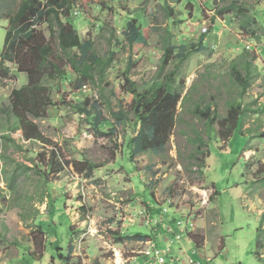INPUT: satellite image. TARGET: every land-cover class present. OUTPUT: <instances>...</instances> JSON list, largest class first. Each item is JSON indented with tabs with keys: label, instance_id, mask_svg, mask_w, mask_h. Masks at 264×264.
Here are the masks:
<instances>
[{
	"label": "rangeland",
	"instance_id": "374dc122",
	"mask_svg": "<svg viewBox=\"0 0 264 264\" xmlns=\"http://www.w3.org/2000/svg\"><path fill=\"white\" fill-rule=\"evenodd\" d=\"M77 1L70 22L91 40L92 54L110 61L78 90L69 59L67 79L46 80L52 105L35 121L43 140L25 138L18 119L3 112L27 75L9 64L13 74L0 85V264H128L150 248L151 236L172 242L157 246L169 264L181 253L193 262L205 254V264H264V32L254 27L259 39L251 38L240 17L224 11L244 5L264 26V0ZM132 18L145 44L128 43ZM204 35L206 50L183 62L174 54L162 68L166 46L198 44ZM173 72L181 98L168 143L131 161L134 125L112 118L124 109L134 121L124 85L129 79L147 90ZM85 102L89 110L99 104L116 136L77 113ZM238 104L244 119L235 131L229 112ZM196 105L211 108L212 126Z\"/></svg>",
	"mask_w": 264,
	"mask_h": 264
},
{
	"label": "trees",
	"instance_id": "16d2710c",
	"mask_svg": "<svg viewBox=\"0 0 264 264\" xmlns=\"http://www.w3.org/2000/svg\"><path fill=\"white\" fill-rule=\"evenodd\" d=\"M81 4L84 5L83 2ZM78 6L77 0H0V24L7 22L4 47L1 53L0 85L3 79H10L13 74L9 64L17 67L16 72L25 73L28 77V83L25 86L11 92L10 106L3 112L8 117L14 116L18 119L17 129L22 130L24 137L28 140L44 139L35 121L45 118L52 105L46 80L67 79L64 70L67 59L77 73V80L72 84L75 90L82 88L88 80L94 82L92 73H103L109 64L110 59L104 60L91 53V40L82 41L70 22L71 13ZM258 8V11L262 10L259 6ZM224 11L229 12V15H235V18L231 16L232 19L240 17V29L251 38L259 39L255 31L250 32L254 27L257 31L264 32V26L259 22L258 17L254 13L251 14V10H247L246 6L238 7L237 4L232 3ZM217 14L221 15L223 11H217ZM44 26H46L48 37L43 30ZM126 27L128 29L125 37L131 46L147 42L138 19H130ZM206 42L204 35L198 44H183L179 47L166 46L162 68L169 64L174 54L183 62L190 55L206 50ZM75 49L79 52H74ZM175 76L173 72L172 77L167 81L157 80L147 90H140L139 86L129 79L124 85L127 93L133 97L130 108L134 121L131 122L128 112L124 109L114 112L112 118L129 127L131 124L134 125L131 126L133 130L127 144L131 161L143 152L152 151L158 154L165 149L177 123V106L181 98V93L175 84ZM241 83L243 86L241 94L243 95L248 84L245 80ZM190 96V93L186 95L183 105ZM88 106L89 102H85L76 104L74 108L78 110V114H87L88 119H93L92 125L96 131L103 134L102 130H99L100 127L110 126L107 135L116 136V123L101 119L99 104L94 102L90 110ZM193 112L212 126L211 108L203 110L196 105ZM243 119L241 105L232 106L229 120L233 122L235 131L238 125L241 126ZM112 138L116 141L115 137ZM259 231H261L260 228ZM137 237L142 241L147 238L142 234ZM196 243L199 244V241ZM257 258L259 262H262L259 254Z\"/></svg>",
	"mask_w": 264,
	"mask_h": 264
},
{
	"label": "crops",
	"instance_id": "0c3cea01",
	"mask_svg": "<svg viewBox=\"0 0 264 264\" xmlns=\"http://www.w3.org/2000/svg\"><path fill=\"white\" fill-rule=\"evenodd\" d=\"M0 63H1V53H0ZM191 237H192V239H193V241H194V243L196 244V246L197 247H199V248H201V249H204L205 248V246L203 245V244H198V243H196V241H195V238L193 237V235L191 234ZM148 242H150V246H155L157 249H158V244L160 243V242H162L164 245H166V246H169V245H171V241L168 239V238H166V237H164L163 238V240L161 241L159 238H158V236L157 237H154L153 238V236H151V238H150V241H148ZM160 250V249H159ZM164 256H165V259H166V261H165V263L164 264H169L168 262H167V258H166V251L164 252ZM200 257L201 258H206V256H205V254H201L200 255ZM201 258H199V259H197V260H195L194 262H193V264H205L204 263V260L203 259H201ZM191 258L190 259H188L185 255H184V253H181V254H179L178 256L176 255V256H174V257H172V260H171V262H170V264H191ZM151 258L150 257H148L147 255H145V254H141L140 256H135V257H133L132 259H131V261L128 263V264H151ZM193 261V260H192ZM206 261L208 262V261H211V258H206Z\"/></svg>",
	"mask_w": 264,
	"mask_h": 264
},
{
	"label": "built area",
	"instance_id": "2783aa9c",
	"mask_svg": "<svg viewBox=\"0 0 264 264\" xmlns=\"http://www.w3.org/2000/svg\"><path fill=\"white\" fill-rule=\"evenodd\" d=\"M144 254L151 258V264H164L166 261L164 251L157 249L155 246H150ZM191 264H193V261H191Z\"/></svg>",
	"mask_w": 264,
	"mask_h": 264
}]
</instances>
